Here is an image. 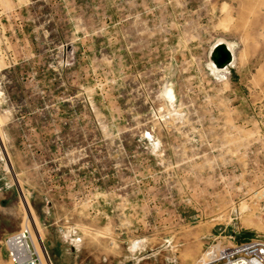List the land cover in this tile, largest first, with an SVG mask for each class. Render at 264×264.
I'll use <instances>...</instances> for the list:
<instances>
[{
    "label": "rangeland",
    "instance_id": "obj_1",
    "mask_svg": "<svg viewBox=\"0 0 264 264\" xmlns=\"http://www.w3.org/2000/svg\"><path fill=\"white\" fill-rule=\"evenodd\" d=\"M263 208L264 0H0V264H204Z\"/></svg>",
    "mask_w": 264,
    "mask_h": 264
},
{
    "label": "built area",
    "instance_id": "obj_2",
    "mask_svg": "<svg viewBox=\"0 0 264 264\" xmlns=\"http://www.w3.org/2000/svg\"><path fill=\"white\" fill-rule=\"evenodd\" d=\"M264 211V208H263ZM33 229L22 227L5 239V248L11 264H43L33 240ZM205 264H264V237H255L210 254Z\"/></svg>",
    "mask_w": 264,
    "mask_h": 264
},
{
    "label": "bare ground",
    "instance_id": "obj_3",
    "mask_svg": "<svg viewBox=\"0 0 264 264\" xmlns=\"http://www.w3.org/2000/svg\"><path fill=\"white\" fill-rule=\"evenodd\" d=\"M219 46H221L222 47V49L225 51V52H229V53H232L233 52V49H234V47H233V45L230 43V42H219ZM218 46V47H219ZM214 55H217L218 54V50H217V48L214 50ZM216 70V69H215ZM216 71H218V70H216ZM219 72V71H218ZM171 93V96L173 95L172 94V92H170ZM37 234V233H36ZM36 238V237H35ZM37 240V242L36 241H34V244H35V246H36V249H37V251H38V253H39V255H40V257H41V259H42V263L43 264H50V262L48 261V259H47V257L45 256V254H44V248H43V245L41 244V242H40V239H36ZM210 255V254H209ZM209 257V256H208ZM209 260V259H208ZM207 262V260L205 261V263ZM204 263V264H205Z\"/></svg>",
    "mask_w": 264,
    "mask_h": 264
},
{
    "label": "water",
    "instance_id": "obj_4",
    "mask_svg": "<svg viewBox=\"0 0 264 264\" xmlns=\"http://www.w3.org/2000/svg\"><path fill=\"white\" fill-rule=\"evenodd\" d=\"M217 50H218V54H219V57L220 59H217L214 55L213 59L214 61L217 60V63L219 64L220 67H224L225 65H227L229 62H230V53L229 52H225L221 46L219 47H216Z\"/></svg>",
    "mask_w": 264,
    "mask_h": 264
}]
</instances>
